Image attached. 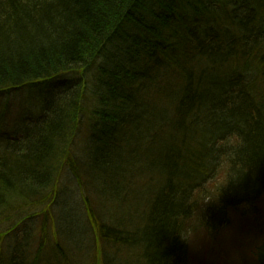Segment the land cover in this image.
I'll return each instance as SVG.
<instances>
[{"label":"trees","instance_id":"1","mask_svg":"<svg viewBox=\"0 0 264 264\" xmlns=\"http://www.w3.org/2000/svg\"><path fill=\"white\" fill-rule=\"evenodd\" d=\"M56 91L23 144L0 113V264H185L264 197V0H0V100Z\"/></svg>","mask_w":264,"mask_h":264},{"label":"rangeland","instance_id":"2","mask_svg":"<svg viewBox=\"0 0 264 264\" xmlns=\"http://www.w3.org/2000/svg\"><path fill=\"white\" fill-rule=\"evenodd\" d=\"M51 95L54 99H61L62 96H66V93L56 91L53 94L48 93L46 98L34 96L29 98L23 96V98L11 100L9 103L0 100V109H2L0 113H4L7 108V113H5L6 119L1 124V129L4 131L3 134H5L2 139H8L11 136L23 144L24 132L19 134L17 132V135H14V132L7 125L9 122L19 124L22 120L24 124L33 125L34 121L42 116V109L40 108L39 102L42 99H48L50 101ZM179 136L177 135V137ZM153 147L157 148V145L155 144ZM148 166L149 170L147 168ZM148 166L144 167V171L141 168L132 170L130 177H136L137 181L140 177L155 174L156 172L151 169V167H156L155 162L148 161ZM156 169L158 174H160L159 168L156 167ZM83 175L86 177V179L82 180L86 191L96 194L99 187L97 180L94 179L98 177H94V174H90L86 168L84 169ZM87 177L93 180H89ZM65 186L64 196L60 197L59 209L55 213L57 215L58 212L64 213L65 211L71 210L75 215L74 234H71V237L75 242L85 243L89 233L84 227L83 206L78 203L79 198L76 199V196L78 194L80 195L78 190L75 192L78 186L70 181ZM245 211H249V209ZM227 218L228 224L226 228L222 229L213 238L209 237L202 230H197L187 236L186 242L188 248L185 264H255V249L264 240V197L253 207V212L246 213L244 211L229 210L227 212ZM64 233L66 235V231ZM87 243L91 244L88 241ZM85 259L83 254H78L73 262L74 264H81Z\"/></svg>","mask_w":264,"mask_h":264},{"label":"bare ground","instance_id":"3","mask_svg":"<svg viewBox=\"0 0 264 264\" xmlns=\"http://www.w3.org/2000/svg\"><path fill=\"white\" fill-rule=\"evenodd\" d=\"M83 150H84L83 148L80 149L81 152H83Z\"/></svg>","mask_w":264,"mask_h":264}]
</instances>
